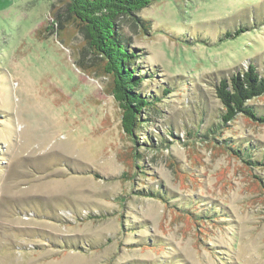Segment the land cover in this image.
I'll return each mask as SVG.
<instances>
[{"label":"rangeland","instance_id":"1","mask_svg":"<svg viewBox=\"0 0 264 264\" xmlns=\"http://www.w3.org/2000/svg\"><path fill=\"white\" fill-rule=\"evenodd\" d=\"M68 1L0 0V264H264V166L203 137L216 82L264 73V0H151L119 19L138 90L162 99L145 133L177 136L141 137L140 160ZM233 124L219 138L264 162V123Z\"/></svg>","mask_w":264,"mask_h":264},{"label":"trees","instance_id":"2","mask_svg":"<svg viewBox=\"0 0 264 264\" xmlns=\"http://www.w3.org/2000/svg\"><path fill=\"white\" fill-rule=\"evenodd\" d=\"M150 4L151 0H69L67 2V10L72 22L77 24L78 30L81 28L84 30L88 46L103 61L102 71L110 79V93L122 110L123 129L135 143L136 160L142 158V146L139 143L141 137L144 139L143 144L148 139L152 143H150L151 147L154 148L167 146L177 137L173 130L168 128L165 135H158L155 140L158 143H156L149 134L145 133L149 127V118L144 115L149 108L158 106L162 99L155 95L149 98L138 90L143 78L138 66L132 64L139 56L136 52L140 50L129 47L118 24L121 17L135 16L136 11ZM141 23L142 29L147 32L149 23L146 21ZM241 33L243 29L239 28L234 34L228 32L226 35L239 36ZM214 88L222 107L219 120L208 127L203 137L206 140L219 141L218 143L231 155L239 158L253 170L264 166L263 161L252 157L257 150L256 146L247 147L246 144H240L238 139L233 140L231 137L219 138L223 127H233V123L241 118L264 123V114H259L252 103L255 99L264 96V73H260L256 65L251 63L247 69L219 79ZM186 135L190 136V133ZM136 168L141 172V165H136ZM137 193L164 199L154 190L142 188Z\"/></svg>","mask_w":264,"mask_h":264}]
</instances>
